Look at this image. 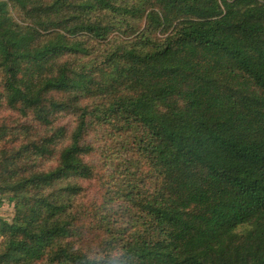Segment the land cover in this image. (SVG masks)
I'll list each match as a JSON object with an SVG mask.
<instances>
[{"label":"trees","instance_id":"1","mask_svg":"<svg viewBox=\"0 0 264 264\" xmlns=\"http://www.w3.org/2000/svg\"><path fill=\"white\" fill-rule=\"evenodd\" d=\"M3 109L0 264H264V0H0Z\"/></svg>","mask_w":264,"mask_h":264},{"label":"rangeland","instance_id":"2","mask_svg":"<svg viewBox=\"0 0 264 264\" xmlns=\"http://www.w3.org/2000/svg\"><path fill=\"white\" fill-rule=\"evenodd\" d=\"M9 112L6 109H3L0 111V121H2L6 116H8ZM85 187L90 188V184L84 183ZM13 204L9 203L7 201H3V203L0 205V217H2L5 220H8L13 216Z\"/></svg>","mask_w":264,"mask_h":264}]
</instances>
